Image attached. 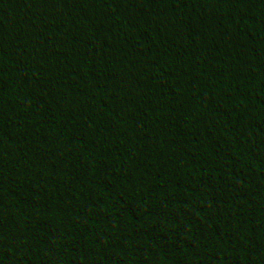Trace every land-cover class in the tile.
Wrapping results in <instances>:
<instances>
[{"label":"trees","instance_id":"obj_1","mask_svg":"<svg viewBox=\"0 0 264 264\" xmlns=\"http://www.w3.org/2000/svg\"><path fill=\"white\" fill-rule=\"evenodd\" d=\"M68 3L89 28L79 44L55 45L29 19L37 6L54 16L46 0H0V264L22 255L45 264H154L156 256L264 264V67L256 60L264 40L252 51L227 46L229 22L211 0H48ZM117 96L158 118L145 111L96 140L91 102ZM69 123L88 137L56 136ZM161 132L193 145L190 166L151 175L137 166L145 148L158 154ZM51 142L90 146L128 168L145 215L118 225L90 212L76 232L42 231Z\"/></svg>","mask_w":264,"mask_h":264},{"label":"clouds","instance_id":"obj_2","mask_svg":"<svg viewBox=\"0 0 264 264\" xmlns=\"http://www.w3.org/2000/svg\"><path fill=\"white\" fill-rule=\"evenodd\" d=\"M218 14L228 22V36L225 44L232 49L243 48L252 51L254 46L264 40V6L256 7L254 0H211ZM47 11L54 16L45 15V7H34L30 10L29 19L38 35H47L55 45L79 44L86 36L88 21L83 18V9L74 8L72 3L63 6L48 4ZM55 47L47 49L52 56ZM70 53L64 52V60ZM204 56L210 62H216L218 54L207 49ZM256 60L264 67V47L257 48ZM247 79V76H245ZM89 124L96 140L111 136L120 120L129 121V127L137 124L145 111L152 113L153 120L158 118L155 108L137 105L135 102H124L117 96L113 102L95 97L92 100ZM87 138L88 128L77 129L73 123L67 124L63 132L56 136L77 133ZM158 154L145 148L140 153L138 167L146 174H159L169 169H180L190 166L195 151L190 142L178 144L164 132L160 133ZM45 162L43 169L48 178L43 188L45 199L37 213V226L42 231L60 227L68 232L78 231V226L86 215L102 217L118 225H127L137 216L145 215L139 204L138 189L135 177L126 167L112 166L110 161L99 158L90 146H62L51 142L43 149ZM92 205L91 208L89 205ZM134 206L135 211H129ZM163 257L156 256L154 264H163ZM8 264H45L39 256L22 255L8 260Z\"/></svg>","mask_w":264,"mask_h":264}]
</instances>
